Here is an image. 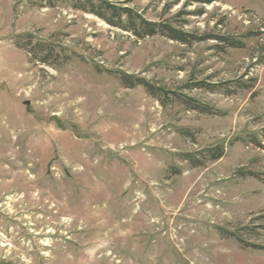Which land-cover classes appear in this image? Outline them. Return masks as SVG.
<instances>
[{
    "label": "rangeland",
    "instance_id": "1",
    "mask_svg": "<svg viewBox=\"0 0 264 264\" xmlns=\"http://www.w3.org/2000/svg\"><path fill=\"white\" fill-rule=\"evenodd\" d=\"M104 1L215 40L0 0V264H264V0Z\"/></svg>",
    "mask_w": 264,
    "mask_h": 264
},
{
    "label": "trees",
    "instance_id": "2",
    "mask_svg": "<svg viewBox=\"0 0 264 264\" xmlns=\"http://www.w3.org/2000/svg\"><path fill=\"white\" fill-rule=\"evenodd\" d=\"M76 1L77 3L80 1L77 4V6H75L76 9H79L84 13L94 15L114 28H119L125 32H131L139 38L153 37L158 34H163V35L166 34L171 40L182 44H189L193 41H203L206 39L207 40L211 39V38H206V39L197 38L195 36L183 34L182 32L177 31L166 25H158L155 23L147 22L142 17L135 14L132 10L128 8L117 7L114 4L108 3L104 0H83V2L82 0H76ZM123 18H125V20H123ZM211 40H215V38ZM29 44L30 43H28V45ZM229 44L232 47L240 46L238 42L231 41L229 42ZM34 52H35L34 49L30 51V53H32L33 56H35ZM38 61L44 64L47 63V59H39ZM121 81L127 88H135L137 86H143L152 95H156L155 88L153 87V85H151L150 83H148L143 79H139V78L133 79L130 76L122 75ZM198 107L201 106H196L194 109H199ZM209 153H211L210 160L216 161L221 159L225 155V150L223 148H216ZM187 161H189L190 163H192V165L196 167L202 165V164H197L189 156H187Z\"/></svg>",
    "mask_w": 264,
    "mask_h": 264
}]
</instances>
